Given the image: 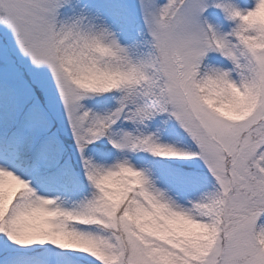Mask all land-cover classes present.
Here are the masks:
<instances>
[{
	"label": "trees",
	"instance_id": "1",
	"mask_svg": "<svg viewBox=\"0 0 264 264\" xmlns=\"http://www.w3.org/2000/svg\"><path fill=\"white\" fill-rule=\"evenodd\" d=\"M166 0L163 12L160 14L161 23L168 22L171 15L180 3ZM56 9L50 11L48 23L49 45L55 50L54 54L58 67L74 84L82 90L95 95L92 99H79L83 110L77 112L81 119V139L62 131H58L60 143L50 138L40 149L34 147L33 138L37 135H50L57 132L58 125L45 120H32L28 115L27 126L17 136V146L24 161L31 164L37 162L39 166L38 179L49 183L64 182L67 185L66 194L59 202H68L72 211L62 215L65 219L64 234L59 243V252L55 262L59 264H117L122 255V246L125 244L126 253L131 251V240L137 239L144 250L155 253L162 262L170 264H202L216 240L218 218L221 211V198L218 185L214 177L206 176L202 185L193 192L194 200L185 204L188 209L179 213L174 205L176 195L163 179V175L170 166L167 162L158 161L155 157L146 161L145 166L149 179L160 181L161 195H156L150 181L139 180L127 164L119 166L111 176L101 173V162L118 164L123 157V149L116 145L114 151L102 152L107 145L103 125L114 116V111L128 102L138 101L137 116L122 121L113 132L116 142L120 138L125 126L129 125L132 131L144 137V114H150V101L145 97L144 78L154 76L152 53L146 48L144 31L139 25V40L131 44L130 51L134 58V86L141 92L142 98L135 97L136 92L127 91L122 83L120 68L123 54L107 45L110 34V23L105 21L100 10L110 9L106 0H89L81 3L79 0H59L55 3ZM247 6L248 15L244 20L231 26L232 36L236 39L235 47L242 53L245 45L259 49L264 46V38L260 34L258 24L264 26V1L254 5H242L232 1L231 10L243 13ZM245 25L244 31H250L248 36L239 35L235 28ZM238 38V39H237ZM223 66L239 72V78L244 89L240 95H230L227 85L215 72L208 71L206 79L199 80L198 90L203 100L223 116L240 122L243 114L252 101L249 93L251 75L248 64L235 65L224 57ZM196 77H200V68L197 66ZM22 73L29 78L22 68ZM243 71L244 74L240 75ZM222 82V83H221ZM120 84L119 92L110 94L113 84ZM203 94V95H202ZM42 98V93L39 92ZM102 102V103H101ZM31 101L24 104L29 111ZM248 106V107H247ZM247 107V108H246ZM170 126L176 127V133L164 136L161 157L172 162L185 161V168L197 171L192 162L195 151L184 137L187 125L181 122L174 113L168 114ZM262 119V118H261ZM16 121V120H15ZM13 121V122H15ZM10 119L0 121V131L9 125L8 131L16 127ZM155 124H157L155 122ZM162 131L167 132V129ZM175 132V131H174ZM17 133V132H16ZM241 134V136H243ZM34 136V137H33ZM241 136L234 145L235 153L239 151ZM252 138V135H250ZM4 141L0 137V143ZM6 144V143H5ZM41 151L45 155L39 160L36 156ZM225 161L229 166L233 161L232 153H226ZM254 168L264 178V157L254 161ZM67 168V174L60 173V167ZM172 171L175 169L170 168ZM185 174L193 173L190 170ZM172 173L168 172L170 177ZM141 183L138 192L134 182ZM171 183V181L169 180ZM166 185V186H165ZM31 191L22 183L14 186L0 185V248L3 254L10 256L12 264H39L40 261L50 262L52 249L48 243L50 229L32 214L26 204ZM111 207L108 217L101 213L102 208ZM257 209H264V205ZM264 216V213L262 214ZM61 216V215H60ZM207 218L210 225L203 228L194 225L191 218ZM263 222L260 224L262 226ZM264 225V224H263ZM264 237V228L261 230ZM171 246L168 247L167 245ZM42 245L47 246L42 250ZM11 263V262H10ZM0 264H2L0 262ZM41 264V263H40Z\"/></svg>",
	"mask_w": 264,
	"mask_h": 264
},
{
	"label": "rangeland",
	"instance_id": "2",
	"mask_svg": "<svg viewBox=\"0 0 264 264\" xmlns=\"http://www.w3.org/2000/svg\"><path fill=\"white\" fill-rule=\"evenodd\" d=\"M56 1L0 0V121L10 119L13 122L17 119L21 123L19 118L21 110L24 104L31 100L29 108L32 110L29 111V115L32 120L42 119L49 123L56 122L58 125L57 132L41 138L40 145L45 144L50 138L60 143L59 130L81 139L80 119L75 115L76 103L79 98L86 100L95 98L92 93L72 85L53 58L49 45L48 23L50 11ZM86 1L88 0H83L84 3ZM106 1L110 9L104 7L100 13L105 21L111 24L109 47L124 55V64L120 72L125 81H130L134 72L133 55L129 47L134 39H138L131 36L129 30L126 31L131 21L128 12H131V9L136 11L135 15L144 20L148 19L150 23V32L144 42L146 48L149 50L152 41L165 48L167 54L162 65L166 74H160L153 62L154 76L144 78L145 97L150 101V114H144L142 127L146 132L156 134L155 143L145 141L143 138L137 149L136 136L129 127L125 128L120 141L124 155L118 164L104 163L103 173L105 176H111L119 166L129 163L148 180L146 161L155 157V149L161 150L165 146L164 136L177 132L176 127L170 126L168 112L171 111L183 124L192 129L204 148V155L201 158L196 157L193 163L208 170V173L185 174L167 169L163 179L176 195L174 208L180 213H185L188 210L185 204L189 205L190 200L195 199L196 194L193 190L202 185V180L206 176H216L222 187L229 183L236 186V191L232 195L233 201L230 199L229 204L237 217L228 232L221 259L217 261L219 255L217 237L203 264H264V251L255 248L250 232L253 218L259 212L258 206L264 205V178L255 168L253 170L264 138V117L260 119L264 113V85L254 111L247 106L244 119L235 122L216 115L203 106L191 84L196 60L202 52L209 49L200 18L204 10H208L214 20L217 18L216 26L220 39L225 44V54L236 65L248 63L250 72L263 82L264 49L254 50L246 46L241 55L235 50L234 39L230 36L229 30L223 27L229 19V11L222 4L226 5L231 0H186L166 25H162L152 14L153 0ZM238 1L241 0H236ZM258 28L264 37V26L258 24ZM213 62L216 64L219 77L227 80L230 95H240L242 88L239 74L230 68H220L215 58ZM21 67H24L30 79L24 76ZM251 84L253 95L254 82ZM35 85L41 89L42 98L35 92ZM133 90L136 92L135 97L139 96L141 99V92L129 85L128 91ZM166 100H169V110L165 108ZM138 109V101L134 100V103L130 102L127 105L125 114L139 122ZM200 120L203 121V125L199 123ZM163 129H167V132L162 131ZM7 130H10L9 125L0 131L1 138ZM8 132L10 136L8 144L5 146L0 144V185L14 186L21 180L30 185L32 193L27 200L28 208L45 227L50 229L49 244L57 247L64 234L66 222L62 215L66 216L72 211L71 204L66 201L59 202L60 197L66 194L67 186L64 182L48 184L38 179L34 174V171L38 170L36 165L26 164L24 158L20 156L19 145L17 146L16 142L19 134L16 133V128ZM250 135L254 137L251 138ZM239 136L241 144L239 151L235 153L233 148L239 143L237 141ZM226 153H232L233 156L231 173L227 172L224 165ZM45 155L42 154L40 158H44ZM67 172V168L62 166L60 173L63 175ZM168 172L172 173L170 177L167 176ZM151 188L156 195L162 193L160 181L152 179ZM100 210L108 217L111 215L109 206ZM193 221L204 228L210 225L207 219ZM1 250L0 248V260L5 264L10 256L3 254ZM130 257L136 264H161L155 253L144 250L133 240Z\"/></svg>",
	"mask_w": 264,
	"mask_h": 264
}]
</instances>
